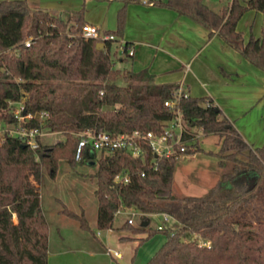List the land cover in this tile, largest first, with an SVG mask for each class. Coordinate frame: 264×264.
Here are the masks:
<instances>
[{
  "label": "trees",
  "instance_id": "trees-1",
  "mask_svg": "<svg viewBox=\"0 0 264 264\" xmlns=\"http://www.w3.org/2000/svg\"><path fill=\"white\" fill-rule=\"evenodd\" d=\"M122 1L115 29L105 30L117 37L122 35L126 3L138 0ZM149 1L190 17L207 28L209 36L215 31L264 72V29L245 38L236 28L247 9L261 11L264 19V0L216 5L208 0ZM85 23L83 6L63 17L30 6L28 0H0V126L15 124L12 103L24 96L23 113L31 114L27 124L62 134L55 143L40 142L35 150L14 136L0 139V264H47L48 225L40 184L44 173L56 177L60 161L72 168L91 167L86 177L95 183L98 229H111L117 210L133 208L141 224L135 226L127 218L121 229L145 232L137 245L155 232L164 233L165 241L145 264H264V145L248 144L208 98L179 102L190 127L222 139L219 151L211 154L223 170L204 195L172 193L174 155L156 157L146 150L144 157H135L114 150L96 159L84 155L75 160L76 134L84 130L162 131L163 122L172 117L163 103L175 88L155 84L147 69L116 67L110 41L99 48L96 39L82 37ZM42 112L47 114L44 119ZM183 138L195 139L189 133ZM227 163L230 167L224 170ZM124 174L127 182L114 180ZM58 214L90 230L83 212L62 206ZM159 214L178 227L151 228V216ZM186 232L199 240H183Z\"/></svg>",
  "mask_w": 264,
  "mask_h": 264
},
{
  "label": "crops",
  "instance_id": "crops-1",
  "mask_svg": "<svg viewBox=\"0 0 264 264\" xmlns=\"http://www.w3.org/2000/svg\"><path fill=\"white\" fill-rule=\"evenodd\" d=\"M86 1L89 0L82 3L86 23L101 30L115 29L122 0L99 1L94 14L87 9ZM28 3L63 17L67 11L82 6H79L80 0H28ZM236 28L245 38L250 33L259 36L264 29L263 13L245 10ZM118 37L133 49V54L128 55L132 71L147 69L155 84L180 86L189 97L208 98L221 110V117L230 121L248 144L253 147L264 145V72L215 31L209 36L208 29L190 17L149 0H138L126 3L122 35ZM186 172L187 169L183 171L184 177ZM195 174L201 181L211 177V173L201 171ZM105 232L106 244L102 245L101 252L87 250L89 260L92 259L88 264H103L95 262L100 256L110 257L114 264H133L136 240L118 234L113 225ZM112 251H118L119 257L113 256ZM53 255L48 251L47 264H85L66 262L61 255Z\"/></svg>",
  "mask_w": 264,
  "mask_h": 264
},
{
  "label": "rangeland",
  "instance_id": "rangeland-1",
  "mask_svg": "<svg viewBox=\"0 0 264 264\" xmlns=\"http://www.w3.org/2000/svg\"><path fill=\"white\" fill-rule=\"evenodd\" d=\"M83 1L80 0V5L83 6ZM99 1L107 3V0H89L86 1V7L89 12L94 14L97 12ZM225 0H211L213 5ZM91 14V15H92ZM111 54H115V66L118 68L128 67L131 65V57L121 52L114 42L109 46ZM127 57V60H119L117 58ZM195 134V139L190 141L187 149L190 151L186 155L176 159L172 191L175 196H201L204 195L218 181L222 168H217L218 158L211 153H216L220 149L222 139L215 134H204L198 127H190ZM48 132V130H44ZM62 138V134L54 133L51 135L42 136L44 144L55 143ZM200 150V151H199ZM230 164H226L224 170H228ZM187 169L186 177L183 176V171ZM202 169V170H201ZM91 167L80 165L75 168L65 165L62 161L59 162V169L55 178H50L44 173L43 180L40 184V198L44 216L48 225V249L52 255H61L63 261L76 263H92L87 256V250H102V245L106 244L104 237L105 230L98 229L96 226L97 202L93 195L95 183L86 174L91 171ZM199 170V171H197ZM204 172L210 174L209 179L204 178L202 181L196 176V172ZM196 177V178H195ZM65 206L75 213H84L90 230H82L79 228L78 222L64 215L58 214V210ZM135 213H120L115 215L113 220V228L118 231V234L132 236L136 240V251L133 264H145L146 261L160 248L165 241L163 232H155L148 239L137 245L138 239L146 236L145 232L132 233L130 230L121 229V225L127 218L132 219L133 225L141 224L139 212L131 209ZM150 227L157 229L158 226L167 230L178 227V223L164 215H154L150 218ZM113 231V230H112ZM97 232L100 234L97 235ZM183 240L198 241L196 234L186 232ZM119 240V239H118ZM101 252V251H100ZM53 255V256H54ZM51 257V260L53 259ZM103 264H112V259L107 256L95 258V262ZM114 264V263H113Z\"/></svg>",
  "mask_w": 264,
  "mask_h": 264
},
{
  "label": "built area",
  "instance_id": "built-area-1",
  "mask_svg": "<svg viewBox=\"0 0 264 264\" xmlns=\"http://www.w3.org/2000/svg\"><path fill=\"white\" fill-rule=\"evenodd\" d=\"M82 37L94 38L97 41L114 42L116 47L125 52L126 55H132L133 49L124 40L115 36L113 33L105 32L98 26L90 23H85L81 28ZM25 44L29 45V39L25 40ZM124 45H126L124 47ZM125 50V51H124ZM189 95L184 92L180 86H176L172 92L171 98L164 101V106L168 109L172 117L163 122V130L155 132L152 130L141 131L133 130L125 133H109L107 131H93L90 129L84 130L76 134L78 137L75 150V160L79 161L84 155L92 156L94 159L99 158L103 153L112 152L114 150H123L135 157H144L145 151L148 150L156 157H169L174 155L176 158L185 154L187 145L190 142L185 140L183 135L189 133L194 135L190 126L185 122L182 111L179 107V102L186 99ZM14 104L12 115L15 124L0 126V139L5 135L19 138L23 143L35 150L42 142V136L51 135L56 132H44L41 127L29 126L27 123L31 119L30 113H23L25 105V97L22 96L19 101ZM46 113H41V119L46 117ZM193 141V140H191ZM116 182H127L128 176L117 175L114 179ZM132 213L131 210H117L119 213ZM128 223H133L132 219L128 218ZM157 229H162L158 226ZM113 256L119 257L118 251H112Z\"/></svg>",
  "mask_w": 264,
  "mask_h": 264
},
{
  "label": "water",
  "instance_id": "water-1",
  "mask_svg": "<svg viewBox=\"0 0 264 264\" xmlns=\"http://www.w3.org/2000/svg\"><path fill=\"white\" fill-rule=\"evenodd\" d=\"M103 42H101V41H97V43H96V46L97 47H99V48H102L103 47Z\"/></svg>",
  "mask_w": 264,
  "mask_h": 264
}]
</instances>
